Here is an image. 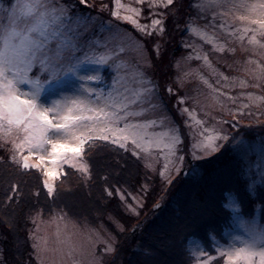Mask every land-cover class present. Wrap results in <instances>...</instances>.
<instances>
[{"label":"rangeland","instance_id":"374dc122","mask_svg":"<svg viewBox=\"0 0 264 264\" xmlns=\"http://www.w3.org/2000/svg\"><path fill=\"white\" fill-rule=\"evenodd\" d=\"M10 2L15 0H0V8H8ZM50 3L63 8L64 14L60 22L47 29L58 31L59 35L47 42L44 54L54 56L59 50L64 59L57 61L59 77L51 83H42L43 91L38 102L50 108L65 99L86 101L82 113L85 119L81 122L86 127L76 133L84 137L80 145L82 150L88 140L103 139L104 134L109 136L107 140L113 141L114 133L115 138L120 140L116 144L125 145L124 148L145 160L152 174L156 173L162 180L170 182L183 169L186 175L196 160L209 158L216 152L206 151L204 147L206 137L212 135L213 130L227 137L216 141L220 149L231 136L227 123L237 125L264 119V26L256 22L264 20V15L260 9L252 10V6L264 3V0H196L192 4L195 11L187 29L184 27L186 34L183 35L182 54L172 63L174 82L178 86L174 90L177 98L174 107L184 117V135L187 133L189 140L184 148L181 126L177 125L170 112H166L150 81L152 63L140 39L142 36L150 37L154 31L149 29L150 34L145 35L136 28L142 35L139 38L124 26L131 24L129 21L112 14L118 10L122 16L132 15L131 9H138L136 18L140 23L150 25L154 18L164 21V13L177 12V0H173V5L167 9L163 6L151 7V0H144L143 3L141 0H120L117 9L114 0L112 5L107 3L108 17L90 12H72L63 0H50ZM145 3L150 6V12L145 11ZM148 17H151L149 22L146 20ZM0 23L9 25L11 21L4 18ZM163 33L157 32L158 39L165 36ZM160 46L161 40L156 43V47ZM72 67L75 71H69ZM105 68L108 76L104 74ZM32 76L42 82L51 80L50 73L38 68L33 69ZM90 76L96 79H86ZM120 82H125L132 92L139 93L140 98L128 109L139 115L125 116L123 109L118 110L107 102L109 94ZM30 89V85H24L22 91ZM113 112H119L124 118L116 120L105 116V113ZM125 123H139L143 127L138 136H128L124 140L122 135L128 134H122L117 129H123ZM105 127H109V132L99 130ZM90 129L96 130L90 132ZM5 135L8 136L0 133V138ZM51 135L55 137L62 133L54 130ZM133 139L137 140L138 146L133 144ZM239 139L245 145L246 176L249 183L256 184V190L258 185L264 186V138L251 141ZM62 142L80 143L72 139ZM44 155L41 168L51 187L62 174L64 166L70 164L86 168L82 151L78 155L69 152L56 157L49 147ZM26 156L32 157L29 163L40 162L39 154L27 150ZM187 157L188 160H185ZM50 170L53 176L48 175ZM117 195L124 201L128 213H137L144 201L137 193H131L132 198H136L131 199L132 202L122 190H118ZM162 204L163 201L154 204L153 209L156 208L157 212ZM120 219L121 216H112L117 229L125 230ZM140 230V225H134L128 238L136 240ZM31 239L38 264H109L107 257L113 254L120 240L104 223L93 225L87 219L79 221L64 211L49 217L36 214ZM213 249L214 253H211L199 240H193L194 264H210L217 258L224 259L225 264H243L227 240L215 238ZM4 262L5 259L0 256V264ZM256 264H259L258 259Z\"/></svg>","mask_w":264,"mask_h":264},{"label":"trees","instance_id":"16d2710c","mask_svg":"<svg viewBox=\"0 0 264 264\" xmlns=\"http://www.w3.org/2000/svg\"><path fill=\"white\" fill-rule=\"evenodd\" d=\"M114 0H63L72 11L109 15L107 3ZM196 0H177L179 10L164 13L165 36L158 39L157 32L142 36L134 25H124L140 39L151 59L149 77L166 112H170L181 126L183 148L188 145L184 135V117L175 108L174 67L172 63L182 54L184 27L190 24ZM145 11L150 12L148 3ZM177 8V9H178ZM146 19V18H145ZM148 22L151 17L146 19ZM162 46L156 47L157 41ZM157 48L159 51H157ZM108 70L105 68L104 74ZM109 81V79H107ZM179 102V101H178ZM179 104V103H178ZM231 136L209 158L196 160L186 175L168 182L158 174H152L145 160L128 148L105 139L88 140L82 150L85 169L66 165L49 191L43 168L25 169L20 151L8 136L0 138V256L3 264H38L34 255L31 231L38 213L50 216L66 212L79 221L87 219L93 225L104 223L116 234L119 242L113 254L107 257L109 264H194L191 242L199 240L214 253L215 238L226 240L223 229L229 223L230 214L222 207L225 191L237 193L245 213L251 215L255 205H264V186L258 185L255 196L249 191L244 162L245 145L241 138H264V119L260 122L227 123ZM231 138V139H230ZM237 139V140H236ZM16 155V160L12 159ZM188 160V157L185 158ZM190 164V163H189ZM168 182V183H167ZM118 190L128 194H140L143 204L138 212L128 213ZM112 192L109 195V192ZM132 199V200H131ZM163 201L156 212L154 204ZM128 211H127V210ZM112 216L120 218L126 228L119 231ZM264 219V207L261 208ZM134 225H140V235L128 238ZM215 232L217 236H211ZM210 264H225L224 259H214Z\"/></svg>","mask_w":264,"mask_h":264},{"label":"snow or ice","instance_id":"6c2138e0","mask_svg":"<svg viewBox=\"0 0 264 264\" xmlns=\"http://www.w3.org/2000/svg\"><path fill=\"white\" fill-rule=\"evenodd\" d=\"M144 0H141L143 3ZM173 5V0H151L150 6L168 8ZM116 7L119 9L120 0H116ZM261 10L264 15V3L252 6V10ZM132 15H121L117 10L112 14L118 19L129 21L145 35L150 34L149 29L154 32L163 33V21L161 19H152L150 25L142 24L136 18L139 15L138 9H131ZM64 14L63 8H57L50 3V0H15L10 2L8 8H0V20L7 18L11 21L9 25L0 23V133H6L12 137L17 150L27 148L33 154L40 155V162L35 163V168H41L45 160V153L51 147L54 156L62 157L65 153L78 155L83 143V135L77 136L76 133L82 127L85 119L83 110L86 101L82 99H65L57 101L52 107L41 105L39 97L43 91L42 83H51L59 77L57 71V61L64 59L59 50L56 55H45V46L50 39H55L58 31H48L47 29L54 23L60 22ZM257 23L264 26V20H258ZM58 45V49H59ZM157 51L159 49L157 48ZM85 59H88L85 56ZM103 59V58H101ZM34 68L39 71L50 73L51 80L42 82L39 78L32 76ZM69 71H75V67L69 68ZM88 80L96 79L95 76L87 77ZM114 83H117L114 81ZM24 85H30V91H22ZM147 92V89H141ZM138 92H132L125 82L118 83L107 98V102L116 109H123L125 116L139 115L129 111V105L134 104L139 99ZM95 111L94 109H91ZM80 113V114H78ZM54 114V115H51ZM106 117L123 119L119 112L105 113ZM143 126L139 123H125L123 129L117 131L127 133L122 135V139H128V136L136 137ZM61 132L62 135L53 137V131ZM96 129H90L94 131ZM103 133L109 132V127L99 129ZM113 143H120L113 133ZM91 139V135L88 137ZM103 139L107 140L109 136L104 134ZM68 139L78 140L80 143L62 142ZM218 139H227L226 136H220L219 132L213 130V134L206 137L205 150L218 151ZM133 144L137 145V140L133 139ZM122 147L125 145L121 144ZM21 161L25 169L32 167L29 161L31 156H26L20 151ZM16 160V155L12 156ZM53 176V171L48 172ZM47 184L48 182L45 181ZM49 191H53L49 185ZM112 192H109L111 195ZM133 199H136L133 197ZM131 207V206H129ZM135 211L134 208L131 209ZM236 257L243 264H264V251H250L249 248L237 250ZM231 261V256L229 257Z\"/></svg>","mask_w":264,"mask_h":264},{"label":"clouds","instance_id":"9594fccd","mask_svg":"<svg viewBox=\"0 0 264 264\" xmlns=\"http://www.w3.org/2000/svg\"><path fill=\"white\" fill-rule=\"evenodd\" d=\"M256 184L250 182L249 191L255 196ZM222 207L230 214L229 223L223 229V236L226 238L234 254L241 248H249L250 251H264V219L261 218V205H255V211L249 215L244 211L236 192L228 190L224 193ZM210 235L217 236L215 232ZM218 238V237H217Z\"/></svg>","mask_w":264,"mask_h":264},{"label":"water","instance_id":"95a60500","mask_svg":"<svg viewBox=\"0 0 264 264\" xmlns=\"http://www.w3.org/2000/svg\"><path fill=\"white\" fill-rule=\"evenodd\" d=\"M190 161H191V159H190ZM185 172H186L185 169H183V170H182L183 175L185 174ZM155 209H156V208H154V210H155Z\"/></svg>","mask_w":264,"mask_h":264}]
</instances>
